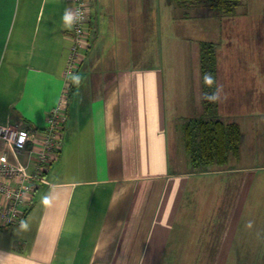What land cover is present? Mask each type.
Instances as JSON below:
<instances>
[{
	"label": "crops",
	"instance_id": "obj_1",
	"mask_svg": "<svg viewBox=\"0 0 264 264\" xmlns=\"http://www.w3.org/2000/svg\"><path fill=\"white\" fill-rule=\"evenodd\" d=\"M87 1L89 44L59 152L20 221L0 226V264H264V0L204 13L213 33L204 39L197 27L200 38L182 41L181 65L169 59L183 68L177 76L155 54L175 47L177 29L162 22L174 16L159 3L167 10L176 0ZM72 6L0 0V124L28 131L36 145L62 95ZM253 36L261 39L249 52ZM200 41L213 43L215 110L225 118L216 116L235 121L240 139L225 164L195 168L182 124L203 112ZM188 58L198 63L193 86ZM3 151L27 161L0 139Z\"/></svg>",
	"mask_w": 264,
	"mask_h": 264
},
{
	"label": "built area",
	"instance_id": "obj_2",
	"mask_svg": "<svg viewBox=\"0 0 264 264\" xmlns=\"http://www.w3.org/2000/svg\"><path fill=\"white\" fill-rule=\"evenodd\" d=\"M70 10L79 19L69 24L70 43L62 68V95L46 118L42 136L35 144L30 133L9 124H0V139L5 141L13 154L27 151V161H11L7 154L0 152V226L16 224L32 201L34 191L46 182L44 173L47 166L57 157L61 144V133L66 120L65 103L72 86V79L83 60L88 47V1L70 0ZM30 147L26 149V144Z\"/></svg>",
	"mask_w": 264,
	"mask_h": 264
},
{
	"label": "trees",
	"instance_id": "obj_3",
	"mask_svg": "<svg viewBox=\"0 0 264 264\" xmlns=\"http://www.w3.org/2000/svg\"><path fill=\"white\" fill-rule=\"evenodd\" d=\"M242 0H176L183 8L197 3L207 6L213 14L228 15ZM213 43L199 42V61L201 73L202 107L200 115L183 121L182 132L186 154L191 165L201 168L208 165H223L229 155H238L240 132L235 121L224 122L215 115V103L204 99V95L214 92L213 84L204 81L206 73L214 78Z\"/></svg>",
	"mask_w": 264,
	"mask_h": 264
},
{
	"label": "rangeland",
	"instance_id": "obj_4",
	"mask_svg": "<svg viewBox=\"0 0 264 264\" xmlns=\"http://www.w3.org/2000/svg\"><path fill=\"white\" fill-rule=\"evenodd\" d=\"M248 5H249L248 0H242L240 2V4L235 8V11H237V12L245 11L248 8ZM159 6H160V8L163 9V11L167 12L168 15L171 14L174 16V20H166V21H162V22H168V23L171 22L172 25L174 26V30L177 29L178 32L174 33L173 45L175 47H174V49L168 48V56L166 55L167 51L165 52L164 49H163V51L159 49V45H158V50L156 51L155 54L158 56L163 55L165 57L166 61H168L169 63H171V61L172 62L174 61V62H177V65H178V63L181 65L182 59L180 57V54L182 52V48H181L182 47V41H183V43H186L187 45H189L191 42H193V40H195L197 38L196 36H198L200 34V32H203L202 38H204V39L209 33L212 34L214 26L212 23L213 19H211V18L213 16L205 17L204 13H210L211 11L207 6H204L201 4L197 5V6L190 5V7H187V8H183L181 6L175 7L173 5H170L167 10H165L166 6L164 3L160 2ZM178 7L181 10H179ZM188 14H190V16H188ZM182 15H184V16H182ZM202 22H204V23L201 26ZM197 27H200L202 29L198 35H197V33H195ZM174 30L172 27V32ZM259 37L260 36H253L254 43L252 45H250V42L247 41V39H246L247 46L248 47L250 46L249 52H253L256 49V47L260 41ZM198 38H200V35ZM208 39L212 40V37H209ZM260 39H261V37H260ZM238 40L242 44L243 38H239ZM144 50L148 51L147 47L144 48ZM249 52L247 51V53H249ZM170 54H171V56H170ZM172 54H174L175 56ZM183 61L185 62L184 59H183ZM187 61L191 65L189 64V67L186 69L187 73H189L186 75V77H189V76L193 77V79L191 80V85L193 86V82L195 85V80L197 79L195 76H198V74H199L198 63H195V61H191L189 58L186 60V62ZM166 69H169L168 71L173 72L174 76L183 74L182 66L178 67V69L175 70V65L173 63H171V65L168 64V67H166ZM184 72H185V70H184ZM196 83H197V81H196ZM217 110H218V108L215 110V115L220 114L219 110L218 111ZM224 114L225 113H222L219 116H221V118H225V117H223ZM254 214H255V217H254ZM252 215H253V218H256V216H257L256 212H253ZM258 215L260 216V214H258Z\"/></svg>",
	"mask_w": 264,
	"mask_h": 264
},
{
	"label": "clouds",
	"instance_id": "obj_5",
	"mask_svg": "<svg viewBox=\"0 0 264 264\" xmlns=\"http://www.w3.org/2000/svg\"><path fill=\"white\" fill-rule=\"evenodd\" d=\"M79 18H80L79 16H74V14L71 11H66L63 16V19L66 24H71L74 21V19H79ZM204 81L205 84L212 85L214 83V78L211 76V74L206 73L204 75ZM221 93H222V87H217L216 90L211 94L206 93L204 95V99L213 103L218 102L221 98Z\"/></svg>",
	"mask_w": 264,
	"mask_h": 264
}]
</instances>
